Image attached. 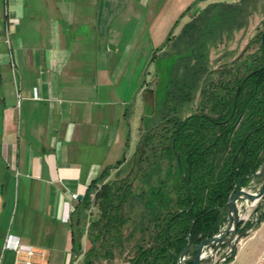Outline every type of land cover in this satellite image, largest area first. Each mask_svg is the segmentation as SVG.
Instances as JSON below:
<instances>
[{
    "label": "crops",
    "instance_id": "1",
    "mask_svg": "<svg viewBox=\"0 0 264 264\" xmlns=\"http://www.w3.org/2000/svg\"><path fill=\"white\" fill-rule=\"evenodd\" d=\"M208 1L180 0L167 29ZM133 3L0 0V33L3 23L13 34L7 63L0 60V256L9 251L14 259L3 249L7 234L46 250L47 264H75L81 255L71 251L66 215L105 168L128 158L134 125L138 146L145 96L153 95L147 77L155 25L131 6L122 18ZM263 255L264 220L227 264H263Z\"/></svg>",
    "mask_w": 264,
    "mask_h": 264
},
{
    "label": "trees",
    "instance_id": "2",
    "mask_svg": "<svg viewBox=\"0 0 264 264\" xmlns=\"http://www.w3.org/2000/svg\"><path fill=\"white\" fill-rule=\"evenodd\" d=\"M244 52L219 69L215 80L204 81L196 111L144 125L136 159L123 157L90 183L68 218L75 257L87 233L81 264H174L192 221V244L219 230L220 210L236 184L247 185L264 162V30L255 50ZM197 53H191L185 68L192 70ZM113 168L117 177H133L109 179ZM92 203L99 215L86 225ZM256 211L260 223L264 205ZM127 247L132 254L124 257Z\"/></svg>",
    "mask_w": 264,
    "mask_h": 264
},
{
    "label": "rangeland",
    "instance_id": "3",
    "mask_svg": "<svg viewBox=\"0 0 264 264\" xmlns=\"http://www.w3.org/2000/svg\"><path fill=\"white\" fill-rule=\"evenodd\" d=\"M133 1L132 5L124 6L125 12L122 14V18L125 17L127 8L131 6L132 12L135 13V9L138 8V11L143 15L141 18L144 21L148 18L149 23L152 18L155 25V35L149 38V46H152L154 54L151 55L150 73L147 77V85L153 91V95L149 91L145 96L148 104L144 106L146 108H143L146 116L141 125L140 136L145 128L144 125L153 126L171 122L173 119L185 117L196 111L200 105V89L204 81L215 80L217 71L242 55L245 50L244 53H252L255 50L258 33L264 30V0H209L204 2L199 10H194L195 5H192L186 12L188 18L179 19L176 25L172 21V28L169 29H167V25L173 18L180 0H138L139 4L135 3V0ZM24 7L27 8V6ZM233 24L235 25L232 28ZM4 28L2 23L0 60L7 63ZM6 30L10 42L13 36L12 29L7 25ZM194 52H198L199 56L196 55V59H193L192 70H189L185 66L191 53ZM201 75H203L202 79ZM4 77L6 78L5 75ZM11 78L15 79V74L12 72L10 73ZM15 99L18 108L20 98L16 93ZM140 110V105L136 109H132L131 119L134 123L137 122L136 114ZM155 131L160 132V126H157ZM131 136H133L131 154L127 159L133 162L136 159L133 156L137 157L135 155L137 149L134 148L137 136L136 125L133 126ZM157 141L155 137L153 143L158 144ZM132 171L135 173V169ZM127 176L133 177L126 173L117 177L116 170H113L109 179H123ZM132 183L135 185L137 182L133 181ZM93 199L94 195L92 194V202ZM261 202L262 199L255 205V210ZM86 214L88 216L86 225H88L99 215L98 205L92 203ZM255 227L256 225L253 228ZM86 236L87 233L83 237ZM83 241L84 239H82ZM225 251L227 248H222L217 256L221 257ZM83 254L82 246V253L79 258L75 259V264H81ZM131 254L132 249L127 247L123 256ZM226 259L219 263L225 262ZM0 264H13L11 252L5 251L0 256Z\"/></svg>",
    "mask_w": 264,
    "mask_h": 264
},
{
    "label": "water",
    "instance_id": "4",
    "mask_svg": "<svg viewBox=\"0 0 264 264\" xmlns=\"http://www.w3.org/2000/svg\"><path fill=\"white\" fill-rule=\"evenodd\" d=\"M249 177L251 182L245 186L241 185V180L238 181L235 190L220 210V214H224V221L215 234L210 235L209 233L199 243L192 244L190 233L194 221L191 222L187 232V244L177 256L174 264H223L219 263L221 259L217 256L219 251L222 248H227L228 253L225 256H229L236 249L237 243L253 229L255 224L259 223L260 215L258 212L256 218L239 232L242 212L259 199H262L259 205H264V162ZM252 181L257 185L254 191L242 188L249 186Z\"/></svg>",
    "mask_w": 264,
    "mask_h": 264
},
{
    "label": "built area",
    "instance_id": "5",
    "mask_svg": "<svg viewBox=\"0 0 264 264\" xmlns=\"http://www.w3.org/2000/svg\"><path fill=\"white\" fill-rule=\"evenodd\" d=\"M5 42L9 46V38L7 34V30L5 29ZM13 66V63L10 62ZM256 184L252 181V183L247 187H242L249 191H254L256 188ZM76 194H72V198H76ZM260 200V199H259ZM258 200V201H259ZM252 203L247 210L242 212L241 220L239 223V228H245V226L251 221L252 219L256 218L258 211L255 210V205L258 203ZM69 216L66 215V220H68ZM3 249H9L14 252V259L13 264H47V253L46 250L42 248H36L31 245H27L21 242L20 238L11 234H7L3 240ZM228 251L221 256L220 261H224L227 257L225 256ZM261 261L264 264V255L261 256ZM65 264H74L73 261L68 260Z\"/></svg>",
    "mask_w": 264,
    "mask_h": 264
}]
</instances>
